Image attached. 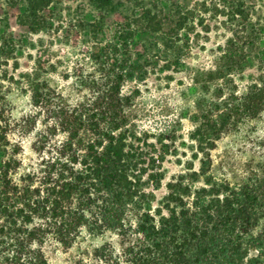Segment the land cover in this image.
Segmentation results:
<instances>
[{
  "label": "trees",
  "instance_id": "trees-1",
  "mask_svg": "<svg viewBox=\"0 0 264 264\" xmlns=\"http://www.w3.org/2000/svg\"><path fill=\"white\" fill-rule=\"evenodd\" d=\"M92 3L98 16L87 26V55L96 71L80 79L82 100L73 104L29 76L34 112L18 121L0 84V264H50L48 243L69 250L85 233L110 239L73 264H264V170L235 184L209 174L216 142L264 112V24L255 15L256 0H220L208 18L207 1L190 7L181 0ZM53 4L23 0L19 25L34 34L46 29ZM218 21L230 35L221 57L193 76L202 97L190 138L207 158L203 185L178 178L155 205L180 126L158 134L141 129L134 114L139 85L161 63L177 71ZM16 47L3 25L0 80ZM254 63L258 74L240 92L236 78ZM32 133L34 157L26 163L15 137Z\"/></svg>",
  "mask_w": 264,
  "mask_h": 264
},
{
  "label": "rangeland",
  "instance_id": "rangeland-1",
  "mask_svg": "<svg viewBox=\"0 0 264 264\" xmlns=\"http://www.w3.org/2000/svg\"><path fill=\"white\" fill-rule=\"evenodd\" d=\"M155 1L145 0L148 4ZM204 1L209 7L206 13L208 18L213 5L220 0H181L185 7ZM53 9L48 15L47 28L34 34L18 23V16L24 10L23 0H0V36L2 26L8 24L17 40L15 59L9 60L4 67L7 78L0 80V84L8 110L18 121L34 112L31 92L26 84L29 76L35 75L47 82L51 89L75 104L86 94L80 87V79L96 71L95 64L87 55L92 44L87 26L98 16L92 0H54ZM125 9L124 6L120 7L121 11ZM254 11L260 23L264 24V0H256ZM105 14V18H108V13ZM229 36L219 21L213 23L212 32L204 38L202 35L198 43L189 49L183 65L177 71H166L161 63L147 81L139 85L140 95L134 108L139 127L158 134L173 126H180L176 151L168 156L162 186L154 192L155 205L168 194L167 184L178 178H193L196 179V186L203 185L201 165L207 162V158L190 138L195 126L197 102L202 97L193 76L199 69L215 67ZM111 37L112 31L108 28L107 38ZM261 48L264 49V39ZM256 66L257 63H254L241 78H236L240 92L256 78ZM38 129H41L40 124ZM34 137L35 133L15 137L22 141L26 163L34 157L31 149ZM209 154V174L219 181L235 184L245 181L251 171L261 173L264 170V112L254 120H243L234 126L216 142ZM109 239V235L93 237L85 233L69 250L50 242L45 246V252L50 264H73L85 251Z\"/></svg>",
  "mask_w": 264,
  "mask_h": 264
}]
</instances>
